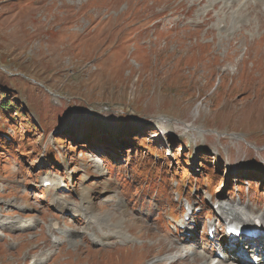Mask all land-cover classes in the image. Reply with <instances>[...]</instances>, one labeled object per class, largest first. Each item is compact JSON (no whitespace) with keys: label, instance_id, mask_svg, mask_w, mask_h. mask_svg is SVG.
Instances as JSON below:
<instances>
[{"label":"rangeland","instance_id":"374dc122","mask_svg":"<svg viewBox=\"0 0 264 264\" xmlns=\"http://www.w3.org/2000/svg\"><path fill=\"white\" fill-rule=\"evenodd\" d=\"M2 93L0 220L38 226L0 228V264L67 239L47 222L83 229L79 207L89 226L143 237L77 235L41 264H149L155 232L196 239L212 263L257 261L256 236L220 252L204 219L217 198L264 213V0H0Z\"/></svg>","mask_w":264,"mask_h":264},{"label":"bare ground","instance_id":"6f19581e","mask_svg":"<svg viewBox=\"0 0 264 264\" xmlns=\"http://www.w3.org/2000/svg\"><path fill=\"white\" fill-rule=\"evenodd\" d=\"M225 1V3L227 4L229 2V0H223ZM157 118V117H156ZM156 121H162V118H157ZM190 126V125H188ZM188 126L183 130L184 132H190L192 129L194 130L196 127H192V129L188 128ZM188 128V130H187ZM48 182L50 181L49 179H42L41 183L44 184V182ZM51 182V181H50ZM56 199L52 200V205L56 208V209H61V207L64 206L63 202H56L54 203ZM216 204H218L219 206L216 208L215 212L217 213V217L221 218L222 216L227 217L226 220H229L228 218H239L240 220H242L246 226L248 227H253L256 230L259 231V235H258V239H257V243L254 244V246H252V249H257L258 251V259L257 261H249L247 258L243 257L241 258H237V257H231V255L227 254L224 255L223 259H218L216 262L214 261V258H212L213 253H208L206 251L205 248H203L204 246L201 245L199 242L196 241V239L194 240L193 238H188V239H181L178 238L176 240L172 239L170 235L167 234H160L159 232H155V233H147L148 235H154L157 241V245H158V256H155L154 258H152V261L149 264H159L160 262L163 261V264H264V213L258 214L256 217L253 216L252 211H250L249 209H247L246 207H244L243 205H240L239 203L236 202H231L228 201L225 198H217L216 200ZM88 203L90 204L91 201L90 199H88ZM78 205V204H77ZM75 205V206H77ZM90 209V208H89ZM70 215L72 217H77L80 219H83L85 221H87L85 227L83 229L79 228V227H71L70 225H67L68 228L63 229L58 225L57 221H50L47 222L45 224V226L48 228L49 232L53 231L55 233H57L58 235H62L63 232L66 233L67 235V239L66 240H62L61 238H51V244L48 242H43V243H38L37 245H35L33 247V249L36 250V253H34L33 256H26L24 258V264H41L42 262L48 260V258L55 254L57 251L53 249V247H55V245H64L65 243H71L70 241L72 239H74L75 236L79 235L80 238L82 239L84 236L87 237V239L92 242V243H100L101 240L103 239H107L109 236H114L115 234L117 236H122L123 237V242L124 243H130L132 242L131 240H134V236H136L139 240H141V238L143 237V235H137L135 232V235H126L122 229L120 228V230L118 232L115 233H108V232H104L101 228L98 227H94V226H89L87 225L88 223H90V213L88 210V207H84V208H74L71 210ZM1 216V214H0ZM130 218V217H128ZM253 219H257L259 220V224L260 225H256L255 224V220ZM10 220V219H9ZM33 221H28L26 222H21V221H17L14 224H11L10 221H6V220H0V228L1 229H5V230H10L12 225L15 226L17 229L19 230H24L25 228L32 226H38L33 224ZM219 223H221V221H219ZM181 226H187V228L189 229V231H193V228L191 226H189L187 221H183V223H181ZM135 227H138L139 229H144L145 226L141 223V222H136L134 224ZM206 229H209V224L207 226ZM158 231L159 228H157ZM133 232V231H132ZM2 235H4V233H0V238L2 237ZM20 235V234H19ZM5 236V235H4ZM30 237H33V235ZM15 239H23V236H16L14 237ZM25 239V238H24ZM36 239V238H35ZM151 239V238H150ZM34 240V239H33ZM136 240V239H135ZM1 242H4V240H2ZM141 243V241H140ZM149 243V242H148ZM262 243V244H261ZM76 244V243H75ZM150 245V243H149ZM9 248H15L16 249L19 247L18 245H14L13 243L8 245ZM208 246V245H207ZM230 245H225L221 243V250L220 252L224 251L226 252L228 247ZM63 247V246H62ZM75 247H81L82 249L85 250V246L82 244H77ZM202 247V248H201ZM214 247V245H213ZM72 248V247H70ZM197 248H200L199 251H197ZM63 248H59V251H62ZM150 249V248H149ZM215 253H217L216 248L212 249ZM238 251V248L234 249V251ZM152 251V250H151ZM240 252V251H239ZM242 252L245 255H249L250 251L249 250H242ZM164 254V257H159L160 255ZM238 255H242V253H238ZM158 257V258H157ZM209 261H211V263H209Z\"/></svg>","mask_w":264,"mask_h":264},{"label":"trees","instance_id":"16d2710c","mask_svg":"<svg viewBox=\"0 0 264 264\" xmlns=\"http://www.w3.org/2000/svg\"><path fill=\"white\" fill-rule=\"evenodd\" d=\"M0 107L2 110H5V109H8L9 107H12V104L9 100V97H7L6 94H4V93L1 94Z\"/></svg>","mask_w":264,"mask_h":264}]
</instances>
